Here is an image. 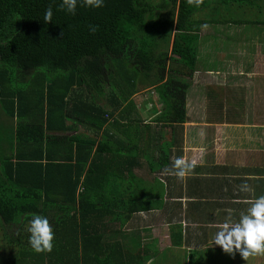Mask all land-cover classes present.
Instances as JSON below:
<instances>
[{
  "label": "trees",
  "instance_id": "16d2710c",
  "mask_svg": "<svg viewBox=\"0 0 264 264\" xmlns=\"http://www.w3.org/2000/svg\"><path fill=\"white\" fill-rule=\"evenodd\" d=\"M245 2L104 0L94 8L77 0L69 13L62 0H0V111L16 122L11 151L0 155L6 264H122L121 245L109 237L131 214L147 209L144 193L152 188L127 176L114 181L111 143L117 139L114 132L108 137L114 114L122 111L123 141L117 144L127 154L117 170L125 173L129 144L143 137L134 128L139 119L128 115L140 85L158 95L161 110L154 108L159 114L153 122L162 128L185 123L187 90L200 63L201 25L264 24L251 19L254 10ZM49 7L52 20L45 22ZM247 8L250 17L244 19ZM76 124L93 133L71 135ZM163 138L151 132L148 137L161 143V158L174 145ZM32 214L48 218L51 251L29 246ZM105 253L107 258L100 257Z\"/></svg>",
  "mask_w": 264,
  "mask_h": 264
},
{
  "label": "crops",
  "instance_id": "0c3cea01",
  "mask_svg": "<svg viewBox=\"0 0 264 264\" xmlns=\"http://www.w3.org/2000/svg\"><path fill=\"white\" fill-rule=\"evenodd\" d=\"M256 11L257 9L254 10L255 15ZM251 19L256 22L264 20L263 15L262 18L252 16ZM207 26H214L213 31L216 34L217 28L223 24ZM230 26L237 27L228 25ZM256 26L258 31L253 35L247 32ZM242 28L246 29L244 43L255 39L261 40L258 42L264 46V24H249ZM222 36L229 40L230 47L233 34L227 32ZM200 37L201 52L202 31ZM173 40L174 37L171 38V44ZM252 52L254 50H248V53ZM204 67L198 64L195 74L209 73ZM217 69L224 71L220 65H217ZM225 71L231 77L230 83H235L228 95L231 98L229 107L223 105L222 92L213 86L211 95L216 104L211 106V115H206L207 120L205 116L198 118L199 121L193 129H189L193 121L190 120L191 113L188 111L187 120L181 125L162 128L160 123L153 122L159 114L156 110H161V106L160 109L157 107L159 99L155 91L156 94L151 92L154 97L147 99L149 103L154 100L156 102L150 113L153 117L149 119L145 118L147 111L143 104L140 107L135 101L139 92L132 97L136 107L128 115L131 114V119H139L134 128H141L143 137L138 143L129 144L131 152L126 164L129 169L125 173L117 169L122 168L121 163L127 153L122 150L123 147L115 144L116 148L112 151L116 165L114 181L123 180L127 176L143 188H152V191L144 193L146 201L143 204L147 209L131 214L126 224L114 233V237H109L112 243L121 245L119 254L122 264L129 260L132 264H139L149 258L153 260V264H210L209 260L214 255L218 258V264H232L229 253L214 245L212 237L217 231V225L226 217L238 221L240 214L246 211L250 203L264 195V93L262 91L259 101L256 100V95H249L248 86L244 82V76L248 73L242 70L241 64H233L232 70L226 68ZM238 96L246 98H243L242 105L238 104ZM247 99H251L252 105L249 102L244 104ZM154 108L157 109L154 111ZM121 112L114 114L111 124L115 127L108 136L111 137L114 132L118 141H123L124 122L122 116H119ZM8 119L11 122L0 111V155L9 154L11 151V134L16 122ZM108 125L109 123L105 127L108 128ZM74 127L76 129L70 132L71 135H76V130L89 135L93 133V130L81 124ZM150 132L173 139L174 145L168 148L167 157L161 158V143L148 141ZM101 135H105L103 131ZM117 151L121 155L118 156ZM110 157L113 158L111 155ZM177 157H182L191 164L183 178L174 175L172 164ZM243 184L249 186L248 191L240 190ZM143 192L138 194L141 196ZM127 250L132 253L124 255ZM220 253L227 260L221 258ZM236 253L238 252L234 251L232 254ZM107 256L108 253L100 254L102 258ZM236 256L239 258H231L237 261L234 264H245L249 257L247 264H264V252L250 255L246 259L239 253Z\"/></svg>",
  "mask_w": 264,
  "mask_h": 264
},
{
  "label": "rangeland",
  "instance_id": "374dc122",
  "mask_svg": "<svg viewBox=\"0 0 264 264\" xmlns=\"http://www.w3.org/2000/svg\"><path fill=\"white\" fill-rule=\"evenodd\" d=\"M257 0H246L244 5H246L251 10H256L257 15H253V17H261L262 18V12L264 11V0L259 6L254 5ZM250 2V3H249ZM254 7H251L253 6ZM247 8V9H248ZM249 9L247 12L248 16H245L244 19H248L250 17L249 15ZM260 9V13H259ZM201 16H204V13L200 12ZM225 26V27H224ZM213 29L215 27L207 26V28H203L202 30V49L203 51L199 52L198 60L200 61V65H204L206 70H209L210 72L207 74L204 73H196L194 76L190 79L191 85H189V88L187 90V111L191 113L190 120L193 121V124L189 129H193L194 126L199 121L198 118H204L207 120L211 115L210 112H212L211 106L216 104L215 98L213 100L212 97V90L213 86L217 87L218 91L222 92L223 100L221 101L223 105H227L229 107V104L231 102V98L228 97L230 90L234 87L235 83H230L231 77L229 74H226L227 71H225L226 68L232 70L233 64H241L242 70L245 73H248L247 76H244V82L246 81V84L248 86L247 92H249V95L253 97V95H256V100L259 101V97L262 96V91L264 93V46L262 47L261 43L258 41L261 40H255L252 42H246L244 43V35L246 32L245 28H242V26L237 25L236 26H230L224 25L220 26L216 30V34H214ZM255 31H258V26L253 27V29L248 30V33H251L252 35L255 33ZM227 32L233 34L234 39L232 44L227 45L225 44V41L222 38H225L222 36L224 33ZM222 37V38H221ZM226 39V38H225ZM252 49L254 50V53H248V50ZM233 58V59H232ZM217 65H220L224 71H220L217 69ZM203 68V67H198ZM219 72V73H218ZM226 72V73H225ZM204 78V79H203ZM120 79L113 80L112 82H119ZM254 91V94H253ZM73 92V91H72ZM154 90L151 87H143L140 85L139 93L135 98V101L137 102V105L140 107H145V111H147L145 118L149 119L152 118L151 109L154 105L155 100L152 102H148L147 99L150 97H154L153 93ZM156 94V93H155ZM244 96V95H243ZM157 97V96H156ZM240 99L238 101L239 105L243 104V98L245 97L238 96ZM155 99V98H154ZM248 100V101H247ZM244 104L247 102L252 105L251 99H247ZM253 100V99H252ZM149 103V104H148ZM143 104V106H142ZM160 102H157V107L160 109ZM225 108V107H224ZM216 111V109H215ZM207 112V114H206ZM7 118V117H6ZM8 122H11L7 118ZM202 120V119H201ZM169 131V130H168ZM139 140H136L135 143H138ZM116 143H120V141H116ZM111 146L112 148H116L115 142L112 141ZM16 233V230H15ZM14 233V235H15ZM1 238H3L2 233L0 231V260L4 264H6L5 260V252L4 248H1L2 241ZM238 253L233 255L232 253H229L230 262L232 264L236 263L237 261H233L231 258L235 257L238 259L239 257L236 256ZM220 257L224 260L226 259V256L222 255L220 253ZM258 258V256H257ZM212 260V261H211ZM211 260H209L210 264H218V258L217 256H211ZM250 257L248 261H245L249 263ZM159 264H170L168 262H163Z\"/></svg>",
  "mask_w": 264,
  "mask_h": 264
},
{
  "label": "clouds",
  "instance_id": "9594fccd",
  "mask_svg": "<svg viewBox=\"0 0 264 264\" xmlns=\"http://www.w3.org/2000/svg\"><path fill=\"white\" fill-rule=\"evenodd\" d=\"M103 3L104 0H83L85 6L94 8L102 7ZM76 4L77 0H62L60 7L66 8L69 13H74ZM52 15V9L49 7L44 12L43 20L51 22ZM201 27L207 28V25H201ZM91 30L95 31V26H92ZM172 168L175 169L174 175L177 178H183L190 170L191 164L182 157H177ZM240 190L246 192L249 186L243 184ZM26 230L29 233L28 244L33 251L38 253L51 251L54 234L47 217L32 214ZM212 242L226 253L238 252L243 259L264 252V195L255 198L246 211L240 214L238 221L226 217L222 223H219ZM146 264H153V260L147 259Z\"/></svg>",
  "mask_w": 264,
  "mask_h": 264
}]
</instances>
